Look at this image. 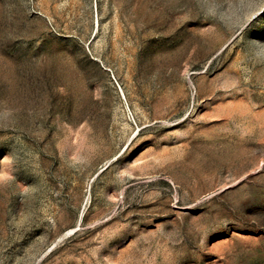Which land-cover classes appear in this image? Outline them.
I'll use <instances>...</instances> for the list:
<instances>
[{
  "label": "rangeland",
  "instance_id": "374dc122",
  "mask_svg": "<svg viewBox=\"0 0 264 264\" xmlns=\"http://www.w3.org/2000/svg\"><path fill=\"white\" fill-rule=\"evenodd\" d=\"M0 264H264V0H0Z\"/></svg>",
  "mask_w": 264,
  "mask_h": 264
}]
</instances>
